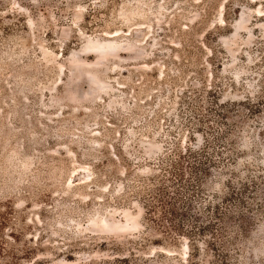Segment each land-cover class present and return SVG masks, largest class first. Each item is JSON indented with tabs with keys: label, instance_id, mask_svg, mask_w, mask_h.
<instances>
[{
	"label": "rangeland",
	"instance_id": "374dc122",
	"mask_svg": "<svg viewBox=\"0 0 264 264\" xmlns=\"http://www.w3.org/2000/svg\"><path fill=\"white\" fill-rule=\"evenodd\" d=\"M0 264H264V0H0Z\"/></svg>",
	"mask_w": 264,
	"mask_h": 264
}]
</instances>
